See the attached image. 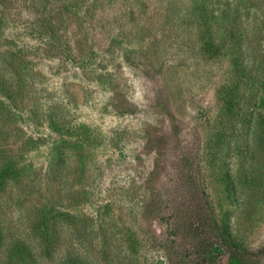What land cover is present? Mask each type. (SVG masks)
<instances>
[{
	"label": "rangeland",
	"instance_id": "obj_1",
	"mask_svg": "<svg viewBox=\"0 0 264 264\" xmlns=\"http://www.w3.org/2000/svg\"><path fill=\"white\" fill-rule=\"evenodd\" d=\"M241 3L211 0L214 10ZM192 4L2 2L0 76L13 83L20 69L25 79L13 83L17 101L0 94L8 232L49 203L115 235L122 264H203L178 227L199 185L249 264H264V31L255 28L264 0H248L255 6L239 18L253 37L243 45L249 75L240 74L251 81L236 89L233 113L229 52L202 53Z\"/></svg>",
	"mask_w": 264,
	"mask_h": 264
},
{
	"label": "trees",
	"instance_id": "obj_2",
	"mask_svg": "<svg viewBox=\"0 0 264 264\" xmlns=\"http://www.w3.org/2000/svg\"><path fill=\"white\" fill-rule=\"evenodd\" d=\"M4 1L0 0V5ZM192 1L191 17L202 53L216 55L223 49L229 52L233 77L231 94L226 99L229 104L228 111L233 113L232 106L239 105L237 98L240 94L236 89L245 83L250 85L251 81V77L244 80L240 74L249 75V71H245L247 66L243 64L246 60L243 45L252 43L253 37L250 28L239 18L255 5H247L248 0H240L242 3L232 10L230 8L214 10L211 0ZM255 28L260 33L263 32L264 21L256 22ZM15 74L13 83L16 81L14 84L20 89L25 79L20 69L15 70ZM13 83L0 76V94L15 102L18 95L12 94L15 92L12 90ZM245 115L243 119L246 118ZM256 122L258 130L262 122L260 119ZM218 136L220 144L224 136L222 129ZM9 167H0V189L12 178L11 172L9 174L7 172ZM198 186L191 192L190 207L184 210V216L178 218V227L183 238L192 242L194 254L203 264H216L222 256L227 258L228 264H249V259L233 241L227 227L218 224L208 209L201 198ZM91 222L86 216L58 211L51 204L45 203L37 208L36 220L27 222L24 231L10 233L4 225L0 211V264H122L127 256H124L125 254L122 256L121 245L113 243L116 240L115 235L108 234L107 229L102 227L91 226L89 224ZM59 224H64V229ZM102 235L103 240H100ZM130 237L129 234V239ZM129 252L131 255L136 253L133 243L129 244ZM129 263L132 264V261Z\"/></svg>",
	"mask_w": 264,
	"mask_h": 264
}]
</instances>
